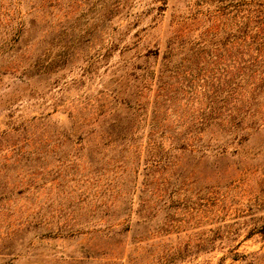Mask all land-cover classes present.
I'll list each match as a JSON object with an SVG mask.
<instances>
[{
    "label": "rangeland",
    "instance_id": "rangeland-1",
    "mask_svg": "<svg viewBox=\"0 0 264 264\" xmlns=\"http://www.w3.org/2000/svg\"><path fill=\"white\" fill-rule=\"evenodd\" d=\"M263 68L264 0H0V264H264Z\"/></svg>",
    "mask_w": 264,
    "mask_h": 264
},
{
    "label": "trees",
    "instance_id": "trees-1",
    "mask_svg": "<svg viewBox=\"0 0 264 264\" xmlns=\"http://www.w3.org/2000/svg\"><path fill=\"white\" fill-rule=\"evenodd\" d=\"M264 69V68H263ZM254 75V74H252ZM252 75H250V77H252ZM259 79V80H258ZM257 81V84L255 85L256 89H253V93H254V98L256 99V97H260V96H264V71H262L261 77L260 78H256L255 77V82ZM256 90V91H255ZM252 95V94H251ZM256 101V100H255ZM254 105H256L258 112L263 113V105L262 103H254ZM236 110V108H232V113H234ZM231 120L229 121L230 124L234 125L235 128H239L240 130V126H242L243 120H241L238 124L235 122L236 121V116H231ZM241 124V125H240ZM261 233L264 235V226L262 227Z\"/></svg>",
    "mask_w": 264,
    "mask_h": 264
}]
</instances>
